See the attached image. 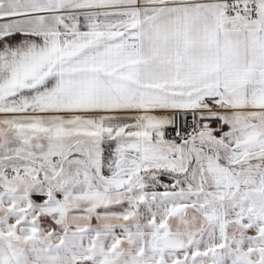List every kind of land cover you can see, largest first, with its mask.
<instances>
[{"label":"snow or ice","instance_id":"1","mask_svg":"<svg viewBox=\"0 0 264 264\" xmlns=\"http://www.w3.org/2000/svg\"><path fill=\"white\" fill-rule=\"evenodd\" d=\"M0 264H264V0H0Z\"/></svg>","mask_w":264,"mask_h":264}]
</instances>
